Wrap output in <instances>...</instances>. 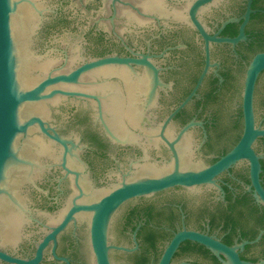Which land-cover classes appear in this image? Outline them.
<instances>
[{"label":"flooded vegetation","instance_id":"af4514ba","mask_svg":"<svg viewBox=\"0 0 264 264\" xmlns=\"http://www.w3.org/2000/svg\"><path fill=\"white\" fill-rule=\"evenodd\" d=\"M56 1L47 32L71 27L87 43L78 46L73 64L64 49L59 66L76 67L113 55L147 56L165 84L152 107L146 105L144 94L140 96L138 104H143L146 117L143 128L127 124L123 134L114 130L117 139L107 134L100 120V114L109 116L106 103L113 93L100 85L121 83L117 74L81 77L83 84L94 87L90 97L63 96L49 102L48 124L69 147L80 149L85 165L81 175L87 174L98 187H114L140 174L145 165L157 164L167 171L175 151L181 155L185 137L191 165H212L238 145L245 131L247 70L264 52V0H205L195 12L202 30L191 17L192 6L200 0H161L162 13L140 8L138 0ZM120 4L135 16L120 11ZM134 66L143 71V66ZM253 111L255 127L264 130V69L254 85ZM251 148L258 159L257 172L243 157L214 181L176 185L122 204L110 229L112 264H159L175 236L185 231L233 249L245 264H264V135H258ZM61 163L44 162L41 177L28 184L29 219L18 229L17 239L0 241L2 251L33 259L47 235L62 223L74 189ZM88 224L87 214H76L46 243L36 264H95ZM0 264L17 263L0 259ZM168 264H228V255L199 239L185 238Z\"/></svg>","mask_w":264,"mask_h":264},{"label":"water","instance_id":"95a60500","mask_svg":"<svg viewBox=\"0 0 264 264\" xmlns=\"http://www.w3.org/2000/svg\"><path fill=\"white\" fill-rule=\"evenodd\" d=\"M203 1L196 2L191 8L192 20L201 30L203 27L196 19L195 12ZM56 2L0 0V241L17 239L18 229L28 221L30 200L27 186L29 183L35 184L41 177L44 162L63 161L61 165L71 177L74 194L69 198L70 205L64 220L39 245L35 258H17L0 249V259L17 264L38 263L46 243L55 238L76 214L84 212L89 216L88 230L94 263L112 264L109 255L113 247L109 242L111 224L114 215L126 201L176 185L190 187L214 181L217 174L243 157L249 158L253 170L258 171V159L251 145L258 135H264V130L255 127L253 91L257 76L264 69V52L252 59L247 70L243 103L245 131L232 151L212 165L203 162L191 165L187 153L190 143L185 137L180 142L181 155L175 151L174 163L167 171L162 172L157 164L145 165L140 174L124 179L114 187H98L87 174L81 175L79 172L85 167L80 158V149L75 145L69 147L65 137L48 124L49 102L55 103L63 96L90 97L94 95L90 93L94 87L83 84L81 77H91L98 72L117 74L121 83L100 85L102 90L113 92L106 103L109 116L106 119L100 114V120L107 134L117 139L114 130L123 134L127 124L143 128L146 117L143 116V104H138L140 96L144 94L146 105L152 107L165 84L160 81L159 69L147 56L91 58L72 67L79 56L78 46L82 48L87 43L82 42L81 33L71 31V27L47 32ZM137 3L142 9L162 11L161 0H138ZM123 6L118 5L120 11L135 16ZM204 36L209 38L205 33ZM64 49L72 62L70 66H59L65 57ZM134 65L143 66V71H136ZM84 88L90 89L88 93ZM170 146L174 150L172 143ZM185 238L199 239L225 252L228 264H245L233 249L189 231L175 236L159 264H168L176 247Z\"/></svg>","mask_w":264,"mask_h":264}]
</instances>
